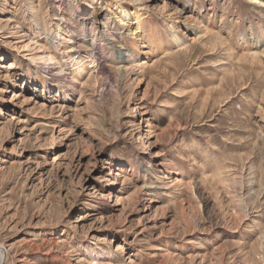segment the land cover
Listing matches in <instances>:
<instances>
[{"label": "rangeland", "instance_id": "1", "mask_svg": "<svg viewBox=\"0 0 264 264\" xmlns=\"http://www.w3.org/2000/svg\"><path fill=\"white\" fill-rule=\"evenodd\" d=\"M0 245L264 264V0H0Z\"/></svg>", "mask_w": 264, "mask_h": 264}, {"label": "bare ground", "instance_id": "2", "mask_svg": "<svg viewBox=\"0 0 264 264\" xmlns=\"http://www.w3.org/2000/svg\"><path fill=\"white\" fill-rule=\"evenodd\" d=\"M54 30L55 31L53 32V34L49 35L50 36L49 38L51 39V42L53 44H54L55 41H59V44H62L64 40L66 41V38H63V36H62V35H65L66 34L65 33L66 32L65 29H59V27H58V29L55 28ZM40 49H42V47ZM91 54H93V53H91ZM90 57L92 58V56H90ZM90 57H88V58H82V57L75 58V57H72L73 59L71 60V62H72V64H74L76 66L77 65H81V68L80 69H82V68H84V65H86L87 62L94 63V58L91 59ZM77 59H78V61H77ZM117 60L119 62V65H121L119 67L118 71H119V73L121 75H123V79H124L125 77H128V73L131 70L133 71L134 67H136V65H134V66L132 65V64H135L136 60H135V58H133V56H131L130 59L127 58V60L125 58H119ZM10 68H12V67L10 66V67L5 68V66H2V69H8L9 70ZM101 71H102V67H101ZM78 250H80V248H78L77 250H75V252L78 251ZM118 250H120V249H118ZM7 253H8V251L5 250V248L3 247V245H0V264H5L7 262V258H8ZM86 264H99V262L91 261V262H88V263L86 262Z\"/></svg>", "mask_w": 264, "mask_h": 264}]
</instances>
